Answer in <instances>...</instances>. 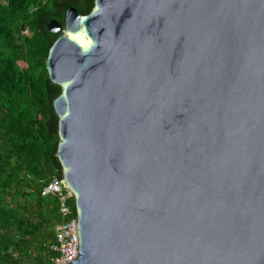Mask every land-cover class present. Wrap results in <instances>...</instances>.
<instances>
[{
  "label": "water",
  "instance_id": "1",
  "mask_svg": "<svg viewBox=\"0 0 264 264\" xmlns=\"http://www.w3.org/2000/svg\"><path fill=\"white\" fill-rule=\"evenodd\" d=\"M47 30L59 264H264V0H93Z\"/></svg>",
  "mask_w": 264,
  "mask_h": 264
},
{
  "label": "trees",
  "instance_id": "2",
  "mask_svg": "<svg viewBox=\"0 0 264 264\" xmlns=\"http://www.w3.org/2000/svg\"><path fill=\"white\" fill-rule=\"evenodd\" d=\"M93 0H0V264H52L58 198L43 189L61 169L45 60L56 38L47 24ZM74 211L73 200L70 202Z\"/></svg>",
  "mask_w": 264,
  "mask_h": 264
},
{
  "label": "built area",
  "instance_id": "3",
  "mask_svg": "<svg viewBox=\"0 0 264 264\" xmlns=\"http://www.w3.org/2000/svg\"><path fill=\"white\" fill-rule=\"evenodd\" d=\"M43 196L51 195L58 198V214L61 223L55 234L54 243L50 249L57 256L52 264H59L61 260L75 259L78 254L75 213L71 207L72 196L63 187L61 178H53L43 189Z\"/></svg>",
  "mask_w": 264,
  "mask_h": 264
}]
</instances>
